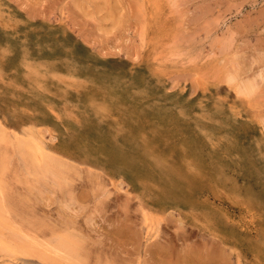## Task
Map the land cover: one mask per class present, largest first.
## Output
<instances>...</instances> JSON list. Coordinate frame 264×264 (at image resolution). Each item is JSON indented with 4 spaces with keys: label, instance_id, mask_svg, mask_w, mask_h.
<instances>
[{
    "label": "rangeland",
    "instance_id": "rangeland-1",
    "mask_svg": "<svg viewBox=\"0 0 264 264\" xmlns=\"http://www.w3.org/2000/svg\"><path fill=\"white\" fill-rule=\"evenodd\" d=\"M0 50V264H264V0H0Z\"/></svg>",
    "mask_w": 264,
    "mask_h": 264
},
{
    "label": "bare ground",
    "instance_id": "bare-ground-1",
    "mask_svg": "<svg viewBox=\"0 0 264 264\" xmlns=\"http://www.w3.org/2000/svg\"><path fill=\"white\" fill-rule=\"evenodd\" d=\"M2 50L4 51V49H2ZM2 50H0V51H2ZM3 51H2V52H3ZM5 51H7V50H5ZM6 53H7V52H6ZM4 54H5V53H4ZM22 54H25V53L22 52ZM5 56H7V55H5ZM22 56H23V55H22ZM23 57H24V56H23ZM24 58H25V57H24ZM1 59H2V58H1ZM24 61H25V60H24ZM25 62H26V61H25ZM25 62H24V63H25ZM27 62H28V61H27ZM30 62H31V61H30ZM38 63H39V62H38ZM4 64H5V62H4ZM28 64H29V63H28ZM34 64H35V63H34ZM39 64H40V63H39ZM44 64H45V63H44ZM36 65H37V63H36ZM34 66H35V65H34ZM23 67H24V66H23ZM1 68H2V67H1ZM21 68H22V67H21ZM28 68L30 69V67H28ZM43 69H44V68H43ZM23 70H24V69H23ZM27 70H28V69H27ZM72 71H73V70H72ZM1 72H2V71H1ZM26 72H27L26 74L29 73L28 71H26ZM30 73H31V75H33V72H32V71H30ZM22 74H23V73H22ZM22 74H21V75H22ZM56 75H57V74H56ZM4 77H5V76H4ZM27 77H28V76H27ZM71 77H72V76H71ZM2 78H3V77H2ZM24 78H25V77H24ZM21 79H22V78H21ZM21 79H19V81H20ZM66 79H67V78H66ZM3 80H4V79H3ZM22 80H23V79H22ZM26 80H27V79H26ZM59 80H60V79H59ZM67 80H68V79H67ZM67 80H66V81H67ZM71 80H72V79H71ZM76 80H77V79H76ZM2 82H3V81H2ZM21 82H22V81H21ZM23 82H25V81H23ZM25 83H26V82H25ZM31 83H32V82H31ZM35 83H36V82H35ZM56 83H57V82H56ZM74 83H75V82H74ZM32 84H33V83H32ZM59 84H60V83H59ZM75 84H76V83H75ZM75 84H74V85H75ZM33 85H34V84H33ZM51 85H52V84H51ZM36 86H37V85H36ZM54 86H55V84H54ZM69 86H72V84L69 85ZM20 87H22V86H20ZM38 87H39V85H38ZM52 87H53V85H52ZM52 87H51V89H52ZM32 88H33V87H32ZM35 88H36V87H35ZM55 88H56V90H57V87H55ZM71 88H72V87H70V90H71ZM74 88H76V86H75ZM14 89H15V88H14ZM72 89H73V88H72ZM16 90H17V89H16ZM16 90H15V91H16ZM37 90H38V89H37ZM37 90H36V91H37ZM48 90H49V89H48ZM54 90H55V89H54ZM56 90H55V91H56ZM65 90L68 91V89H65ZM65 90H64V91H65ZM70 90H69V92H70ZM40 91H41V90H40ZM77 91H79V90H77ZM81 91H82V90H81ZM34 93H35V92H34ZM38 93H39V92H38ZM44 93H46V92H44ZM54 93H55V92H54ZM63 93H64V92H63ZM79 93H80V91H79ZM86 93H87V92H86ZM39 94H40V93H39ZM47 94H48V93H47ZM32 95H33V94H32ZM35 95H36V93H35ZM40 95H41V94H40ZM48 95H49V94H48ZM55 95H56V93H55ZM65 95H66V93H65ZM33 96H34V95H33ZM53 96H54V95H53ZM58 96H59V95H58ZM89 96H90V95H89ZM38 97H39V96H38ZM42 97H44V96H42ZM59 97H60V96H59ZM59 97H58V98H59ZM87 97H88V96H87ZM90 97H91V96H90ZM92 97H94V96H92ZM42 99H43V98H42ZM59 99H60V98H59ZM88 100H89V99H88ZM96 101H97V100H96ZM46 102H47V101H46ZM46 102H45V103H46ZM53 102H54V101H53ZM53 102H52V103H53ZM92 102H93V101H92ZM92 102H89V103L92 104ZM100 102H101V101H100ZM109 102H111V101H109ZM109 102H107V103H109ZM49 103H50V102H49ZM87 103H88V102H87ZM94 103H95V101L93 102V104H94ZM96 103H98V102H96ZM103 104H104V102L102 103V105H101V104H98V105L103 106ZM105 104H106V103H105ZM110 104H111V103H110ZM110 104L108 105V107L110 106ZM112 104H113V103H112ZM46 105H47V104H46ZM52 105H53V104H52ZM98 105H96V106H98ZM216 105H217V104H216ZM216 105H215V106H216ZM49 106H50V105H49ZM67 106H68V105H67ZM67 106H66V107H67ZM71 106H73V105H71ZM101 106H100V107H101ZM106 106H107V105H105V107H106ZM73 107H75V106H73ZM78 107H79V106H78ZM94 107H95V105H94ZM98 107H99V106H98ZM103 107H104V106H103ZM105 107H104V108H105ZM51 108H52V107H51ZM86 108H87V107H86ZM89 108H90V107H89ZM115 108H116V107H115ZM216 108H217V107H216ZM69 109H70V108H69ZM71 109H72V108H71ZM57 110H58V109H57ZM67 110H68V109H67ZM82 110H83V109H82ZM84 110H85V109H84ZM101 110H102V109H101ZM107 110H108V108H107ZM107 110H106V111L103 110V111L107 112ZM117 110H118V109H117ZM119 110H120V109H119ZM68 111H69V110H68ZM71 111H72V110H71ZM75 111H76V109H75ZM110 111H111V109H110ZM115 111H116V110H115ZM55 112H56V111H55ZM57 112H58V111H57ZM86 112H87V111H86ZM116 112H117V111H116ZM118 112H119V111H118ZM52 113H53V112H52ZM64 113H65V112H64ZM75 113H76V112H75ZM97 113H98V112H97ZM108 113H110L109 110H108ZM71 114H72V112H71ZM85 114H86V113H85ZM57 115H58V114H57ZM60 115H62V114H60ZM68 115H69V114H68ZM72 115H73V114H72ZM72 115H69V116H72ZM74 115H75V114H74ZM77 115H78V114H77ZM97 115H99V114H97ZM102 115H103V117L106 116L105 113H103ZM102 115L100 114V116H102ZM117 115H118V114H117ZM100 116H97V117H100ZM60 117H61V116H60ZM66 117H67V116H66ZM74 117H75V116H74ZM57 118H58V117H57ZM107 118L110 119L109 117H107ZM67 119H68V117H67ZM84 119H85V118H84ZM116 119H117V118H116ZM111 120H112V119H111ZM114 120H115V119H114ZM61 121H62V120H61ZM69 121H71V120H69ZM69 121H68V122H69ZM112 121H113V120H112ZM73 122H74V121H73ZM115 122H116V121H115ZM120 123H121V122H120ZM66 124H67V123H66ZM77 124H78V123H77ZM121 124H122V123H121ZM74 125H75V124H74ZM79 125H80V124H79ZM29 136H30V135H29ZM27 138H28V137H27ZM27 138H25V139H27ZM28 139H29V138H28ZM30 141L33 142L31 139H30ZM24 146L27 147L26 144H22V145H20L18 148L21 149V148H23ZM26 147H25V149H27ZM36 149H37V147L35 148V150H36ZM29 150H30V148H29ZM35 150H32V152L35 151ZM39 150H40V149H39ZM40 155H41V153H40ZM23 160H24V159H23ZM43 163H44V162H43ZM45 163H46V162H45ZM45 165H46V164H45ZM53 166H55V165H53ZM189 171H190V170H189ZM189 171H188V173H189ZM178 172H179V171H178ZM178 172H177V173H178ZM185 174H186V173H183L184 176H185ZM180 176H181V175H180ZM188 176H191V175L189 174ZM186 177H187V176H186ZM182 178H183V177H182ZM1 192H2V191H0V195H1ZM0 204H1V201H0ZM147 206H148V205H147ZM143 207H145V206H143ZM143 209H144V208H143ZM146 209H147V208H146ZM148 209H149V208H148ZM151 210H152V209H151ZM145 211H146V210H145ZM152 211H153V210H152ZM183 213H184V212H183ZM145 214H146V213H144V215H145ZM147 214H149V213H147ZM197 214H198V212H197ZM1 216H2V215H1ZM150 216H151V214H150ZM155 216H156V215H155ZM199 216H200V215H199ZM5 217H6V216H5ZM152 217H153V216H152ZM192 217H193V216H192ZM143 218H145V217H143ZM146 218H147V217H146ZM146 218H145V219H146ZM141 219H142V218H141ZM193 219H194V218H193ZM150 220H152V219H150ZM146 221H147V220H146ZM146 221H145V222H146ZM206 221H207V220H206ZM6 224H7V223H6ZM145 224H147V223H145ZM148 224H149V223H148ZM208 224H209V223H208ZM202 225H205V224H202ZM2 226H3V225H2ZM208 226H209V225H208ZM202 227H203V226H202ZM204 228H205V227H204ZM10 229H11V227H10ZM261 232H262V231H261ZM24 236H25V235H24ZM56 238L59 240L61 237H60V238L56 237ZM64 238H66V237H64ZM64 238H63V239H64ZM29 239H30V238H29ZM29 239H28V240H29ZM52 239L55 240L54 238H52ZM12 240H13V239H12ZM25 240H26V239H25ZM65 240H66V239H65ZM67 240H68V239H67ZM67 240H66V241H67ZM2 241H3V240H2ZM26 241H27V240H26ZM29 241H30V240H29ZM29 241H28V242H29ZM55 241H56V240H55ZM66 241H60V242L58 243V246H56L55 242H54L53 244L57 247L56 249L58 250V252L64 254L65 257L63 258V261H64L66 264L79 263V260L76 259V258L72 255L73 252L70 251L71 249H73V247H72L73 245L71 246L70 244H67ZM48 242H49V241H48ZM48 242H47L46 244H48ZM5 243H6V241H5ZM50 243H51V241H50ZM13 244H14V243H13ZM2 245H3V244H2ZM32 245H33V244H32ZM39 245H40V244H39ZM39 245H38V246H39ZM49 245H50V244H49ZM75 245H76V244H75ZM41 246H42V245H41ZM44 246H45V244H44ZM45 247H46V246H45ZM45 247H44V248H45ZM50 247H51V246H50ZM24 248H26V247H24ZM35 248H36V247H34V249H35ZM47 248H48V247H47ZM47 248H45V249H47ZM29 249H30V248H29ZM76 249H77V247H76ZM25 250H26V249H25ZM26 251H27V250H26ZM29 251H30V250H29ZM35 251H36V250H35ZM77 251H78V250H77ZM28 253H29V252H28ZM28 253H27V254H28ZM36 253H37V252H36ZM79 253H80V252H79ZM79 253H78V254H79ZM32 254H33V253H32ZM47 254H48V253H47ZM42 255H43V254H42ZM33 256H34V255H32V257H33ZM36 256H38V255H36ZM36 256H35V257H36ZM39 257H40V256H39ZM33 258H34V257H33ZM39 259H40V258H39ZM41 260H42V259H41ZM41 260H40V261H41ZM45 261H46V260H45ZM53 261H54V260H53ZM53 261H52V262H53ZM57 261H58V260H57ZM42 262H43V261H42ZM49 262H50V261H49ZM54 263H55V262H54ZM58 264H59V263H58ZM238 264H239V263H238Z\"/></svg>",
    "mask_w": 264,
    "mask_h": 264
}]
</instances>
